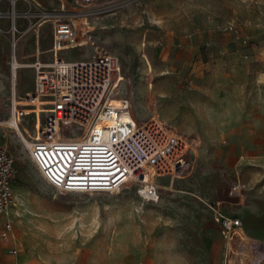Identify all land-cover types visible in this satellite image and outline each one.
<instances>
[{
    "label": "rangeland",
    "instance_id": "374dc122",
    "mask_svg": "<svg viewBox=\"0 0 264 264\" xmlns=\"http://www.w3.org/2000/svg\"><path fill=\"white\" fill-rule=\"evenodd\" d=\"M53 3L43 9L47 16L77 14L71 0ZM84 21L94 45L119 58L117 96L130 100L138 121L159 117L190 136L194 168L182 179H159L155 202L142 200L134 184L117 193H60L2 123L9 113L0 118L4 145L19 143L28 165L22 170L16 162L10 215L18 258L24 264H187L198 238L192 228L205 222L219 228L214 203L234 182L245 184V198L223 204L224 214L244 224L247 206L264 207V0H96ZM228 23L238 38L224 29ZM75 26L81 36L83 28ZM89 52L93 45L72 48L67 57ZM0 242L2 264H14L10 243Z\"/></svg>",
    "mask_w": 264,
    "mask_h": 264
},
{
    "label": "built area",
    "instance_id": "2783aa9c",
    "mask_svg": "<svg viewBox=\"0 0 264 264\" xmlns=\"http://www.w3.org/2000/svg\"><path fill=\"white\" fill-rule=\"evenodd\" d=\"M78 9L73 16H85L96 0H71ZM14 14V12H12ZM72 17V16H71ZM51 54L48 64L35 63L33 89L21 97L11 95V110L5 119L27 150L29 161L40 177L60 193L104 190L119 192L134 184L137 195L155 202L159 197L158 180L163 177H188L195 161L188 135L173 132L159 117L138 121L130 100L117 96L122 80L119 58L102 49L88 32L81 36L70 18L53 15ZM225 30L236 34V26L228 23ZM14 47L15 34L10 37ZM93 45L87 58L70 60L67 51ZM21 64L12 54L9 67L12 78ZM116 97L119 105L111 104ZM35 101L45 102L49 111L36 119ZM31 111H26V110ZM129 120L118 127L95 128L96 122L113 114ZM32 118V124L26 122ZM18 167L14 156L0 145V240L9 242L10 255L16 256L19 243L14 236V223L9 211L15 203L14 183ZM245 198V184L239 180L227 190L224 200L214 203L215 220L227 243L226 264H264V244L248 241L239 217L224 214L223 204L236 206Z\"/></svg>",
    "mask_w": 264,
    "mask_h": 264
},
{
    "label": "crops",
    "instance_id": "0c3cea01",
    "mask_svg": "<svg viewBox=\"0 0 264 264\" xmlns=\"http://www.w3.org/2000/svg\"><path fill=\"white\" fill-rule=\"evenodd\" d=\"M39 3L35 0H0V118L10 113L12 93L21 97L33 89L35 77L33 65L48 64L52 60L50 19L53 16H47L43 9L53 6L54 3L53 0H39ZM9 25L11 28L8 27ZM12 33L15 34L14 47L10 43ZM12 54L21 64L14 79L9 67ZM90 55L91 52L82 58L69 59H84ZM6 142L5 132L0 131V145L6 148L16 162L22 165V170H25L28 165L20 156L22 149L19 143L10 141L9 145H4ZM244 212V224L242 222L244 236L248 241L264 244L263 241L258 242L249 236L264 238V207L259 210L247 206ZM192 230L198 238L197 244L190 247L191 254L187 264H226L228 245L221 236L220 227L217 229L212 223L205 222ZM2 252L0 242V257ZM3 262L4 260L0 258V264ZM16 262L24 264L20 262L18 256L14 259V264Z\"/></svg>",
    "mask_w": 264,
    "mask_h": 264
},
{
    "label": "bare ground",
    "instance_id": "6f19581e",
    "mask_svg": "<svg viewBox=\"0 0 264 264\" xmlns=\"http://www.w3.org/2000/svg\"><path fill=\"white\" fill-rule=\"evenodd\" d=\"M38 4H40L39 3V0H35ZM104 1H106V0H104ZM60 5V4H59ZM63 8H65V7H63V4H61V9L60 10H62V11H65V10H63ZM72 21H73V23H74V25H78V26H80V27H82L83 28V30H85V31H87L89 28H88V26H87V24H86V22L84 21V19H86V17L85 16H81V17H79V16H72L71 18H70ZM48 20V19H47ZM44 22V21H43ZM42 23V22H41ZM40 25V24H39ZM25 66V65H24ZM120 91V89H118V92ZM111 104L112 105H114L115 107L116 106H118L120 103H119V100L116 98V97H114V98H112L111 100ZM35 103V105H36V107H38V108H41V109H43V110H45L46 108H48V106H43V105H45L46 103L45 102H37V101H35L34 102ZM41 115V116H40ZM42 115H46V112L45 113H39V112H37L36 113V119H35V121H34V123L36 122L38 125H40V123H41V121H42ZM127 120H129V118L126 116V115H122V114H116V113H114L113 114V116H109V117H104V118H102V119H100V120H98L97 122H96V125H95V128H97V129H99V128H101V127H103V126H105V127H110V128H115V127H118L119 125H120V123H122V122H124V121H127ZM139 120V119H138ZM2 123H6L7 125H8V123L5 121V120H3L2 121ZM171 129V128H170ZM172 130V129H171ZM173 132H175L174 130H172ZM21 156V155H20ZM18 158V157H17ZM21 159V158H20ZM69 192H79V193H86V192H81V191H69ZM92 193H99V192H105V193H110V192H108V191H104V190H98V191H91ZM90 192V193H91ZM62 193H66V192H62ZM15 206H16V200H15V203H14V205L12 206V208L10 209V211H9V214L11 215V212H14L15 213ZM19 255V253H17L16 254V256H15V258L17 257ZM18 260V259H17ZM15 264H19L18 262H16Z\"/></svg>",
    "mask_w": 264,
    "mask_h": 264
}]
</instances>
